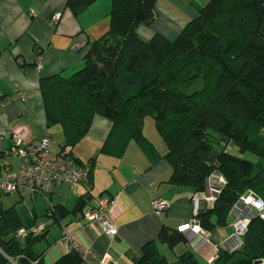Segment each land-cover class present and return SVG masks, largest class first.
Instances as JSON below:
<instances>
[{"label": "trees", "instance_id": "obj_1", "mask_svg": "<svg viewBox=\"0 0 264 264\" xmlns=\"http://www.w3.org/2000/svg\"><path fill=\"white\" fill-rule=\"evenodd\" d=\"M93 1L67 0V6L78 15ZM157 1L112 0L109 31L90 43L83 67L69 77L40 79L46 122L62 127V149L88 170L81 183L89 188L92 168L72 153L96 116L111 122L104 154L122 157L135 142L152 163L168 161L171 185L196 194L210 176L223 175L227 184L219 197L212 204L202 201L197 213L207 233L230 225L234 205L249 191L264 201V0H210L174 40L160 33L144 39L138 27L153 24ZM198 83L201 87L190 91ZM148 117L164 143L163 154L144 133ZM247 152L256 158H246ZM85 196L72 212L83 211ZM52 210L56 220L69 212L60 205ZM33 223L0 202V264L9 257L18 264H44L32 247L48 225L39 236L18 235L21 228L39 224ZM159 240L173 247L182 236L164 228ZM82 262L73 249L54 264ZM137 264L200 263L189 252L169 263L150 241ZM213 264H264V219L253 216L242 245L233 251L221 247Z\"/></svg>", "mask_w": 264, "mask_h": 264}, {"label": "crops", "instance_id": "obj_2", "mask_svg": "<svg viewBox=\"0 0 264 264\" xmlns=\"http://www.w3.org/2000/svg\"><path fill=\"white\" fill-rule=\"evenodd\" d=\"M209 1L158 0L153 24L139 25L138 33L144 39L160 33L174 40ZM111 7L112 0H94L75 15L67 0H0V183L6 162L15 169L20 165L14 153L13 133L23 131L27 142L50 136L53 149L62 150L64 131L60 125H47L40 79L59 73L69 77L83 67L90 43L109 31ZM56 13H60V19L54 23ZM18 93H26V99H13ZM110 129L108 119L96 116L87 136L73 149V156L92 168L90 188L85 183H61L50 195H23L5 193L0 186V197L6 196L0 200L4 208L14 206L24 222L48 225L46 235L32 247L34 255H42L44 264H54L76 249L82 264H100L107 254L110 264H137L143 245L155 241L169 263L178 262L189 252L200 264H213L232 234L231 226L207 232L205 238L179 232L178 226L194 214L193 199L201 195L192 188L171 185L168 161L152 163L135 142L122 157L102 153ZM144 133L159 154L165 153L153 119L146 118ZM84 195L87 202L83 211L72 212ZM101 195L113 200L110 214L118 230L113 238L98 222L83 217ZM157 199L169 202L161 213L154 209ZM57 205L69 211L59 220L54 219L52 210ZM164 228L180 233L182 240L173 247L161 242ZM65 233L70 239H65ZM6 264L18 262L9 257Z\"/></svg>", "mask_w": 264, "mask_h": 264}, {"label": "built area", "instance_id": "obj_3", "mask_svg": "<svg viewBox=\"0 0 264 264\" xmlns=\"http://www.w3.org/2000/svg\"><path fill=\"white\" fill-rule=\"evenodd\" d=\"M60 13L52 17V22L57 23ZM26 99V93H18L13 99ZM15 145V155L20 159L18 168H13L10 163L4 165V178L0 186L5 193L18 192L20 194H46L50 195L61 183L74 184L86 182L89 172L82 167L73 157L69 156L67 150L56 151L53 149V140L50 136L32 141H25L23 131L13 133ZM226 179L215 173L206 182L205 190L200 193V197L194 198V214L185 223L178 226L179 232L187 233L189 237L199 236L205 238L206 232L197 219V213L201 202L212 204L221 194ZM113 200L107 197H100L97 208L85 213L84 217L89 222H98L102 231L113 238L118 230L111 218V207ZM157 213L165 211L169 207V202L165 199H157L153 202ZM259 215L264 219V201L249 191L242 195L233 207L230 216V226L233 229L225 247L230 250L238 249L243 243V236L248 230L251 218ZM46 230L45 223H39L27 229L21 228L18 232L20 237H26L30 232L34 236H39ZM65 239L70 236L65 233ZM110 255H106L100 264H110Z\"/></svg>", "mask_w": 264, "mask_h": 264}, {"label": "rangeland", "instance_id": "obj_4", "mask_svg": "<svg viewBox=\"0 0 264 264\" xmlns=\"http://www.w3.org/2000/svg\"><path fill=\"white\" fill-rule=\"evenodd\" d=\"M199 87H201V83L199 84H196L194 87H192L191 89H190V91H192V90H194V89H197V88H199ZM149 119H152V118H150V117H148ZM147 118V119H148ZM54 148H55V146H54ZM234 152L235 153H238L237 152V150H234ZM244 156L246 157V158H249V159H255L256 157L253 155V154H251V153H249V152H247V153H244ZM221 175V174H220ZM223 176V175H222ZM224 177V176H223ZM6 198V196H4V195H2L1 197H0V200H4Z\"/></svg>", "mask_w": 264, "mask_h": 264}]
</instances>
